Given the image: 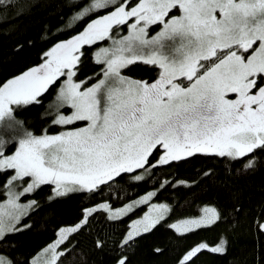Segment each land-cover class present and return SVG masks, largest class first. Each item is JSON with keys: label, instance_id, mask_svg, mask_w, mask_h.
Here are the masks:
<instances>
[{"label": "snow or ice", "instance_id": "snow-or-ice-1", "mask_svg": "<svg viewBox=\"0 0 264 264\" xmlns=\"http://www.w3.org/2000/svg\"><path fill=\"white\" fill-rule=\"evenodd\" d=\"M33 7L30 0H0L3 31H14L18 24L9 21ZM60 11L67 20L60 16L58 28L41 24L39 62L0 76V172L11 173L0 185L6 196L0 200V264H89L92 250L113 254L112 264H128L123 253L165 220L178 243L176 264H191L202 250L228 255L244 207V189L230 177L264 172V0H65ZM25 43L32 41L15 48ZM87 60L96 71L81 76ZM136 62L152 66L149 74H130ZM49 92L40 114L47 122L29 127L17 113L44 104ZM194 154L239 167H227L220 181L227 199L173 218L175 189L199 180L173 183L165 169ZM220 176L213 168L200 170V179ZM45 182L53 185L52 203L89 198L70 220L57 221L51 238L26 249L9 236L33 226L28 218L43 205L22 197H34ZM141 184L148 190L137 195ZM169 185L172 194L157 199ZM259 192L264 198V179ZM145 204L146 211L128 219ZM101 210L105 224L128 221L118 236H101L92 226ZM205 227L217 229L215 243L179 246L185 234ZM257 227L264 230V216ZM93 232V249H85L80 234Z\"/></svg>", "mask_w": 264, "mask_h": 264}, {"label": "trees", "instance_id": "trees-1", "mask_svg": "<svg viewBox=\"0 0 264 264\" xmlns=\"http://www.w3.org/2000/svg\"><path fill=\"white\" fill-rule=\"evenodd\" d=\"M34 5L31 9V14L21 16L18 21H9V23L18 24L14 31L4 32L3 29L8 25H0V76L14 69L20 68L31 62H39L37 59L38 52L44 48L41 43V37L44 33L41 31V24L51 23L53 28H58L57 21L60 16H65L60 11V6L65 0H30ZM57 15H52L53 13ZM67 20V16H65ZM78 30V29H77ZM56 38H63L61 36ZM24 41H32L31 45L24 44L22 49H16V43H23ZM98 47V43L96 45ZM92 49L89 46V52ZM150 65H145L142 62H136L130 68V74L139 75L143 72L148 75ZM89 70L96 71V66L92 61L87 60L82 69L81 76L87 75ZM154 71V69H153ZM79 78V77H78ZM52 93L49 92L44 96V104L39 106L33 105L31 107L25 106L23 112H18V116H23L28 121V126L31 128L42 129L44 121L41 123L40 114L43 112L45 105L51 98ZM53 131L59 128L52 129ZM11 150V149H9ZM233 169L239 167L238 164H229L224 160L215 158H206L204 154H194V158L186 160L183 164L173 166L171 169H165L170 176H174L175 181H197L194 187H178L175 189V195L179 198V203L173 209V218H179L184 215H198L199 208L204 202H210L213 198L219 197L221 201L227 199V190L222 186L220 181L227 167ZM213 168L221 173L220 177H208V179H200V170ZM10 172H0V185L3 184L7 175ZM164 178L161 177V180ZM233 183L237 186H242L243 193V211L241 212L236 227L231 234V244L228 255L216 254L211 250H202L198 255L192 259L191 264H231L233 260L240 261V264H259L260 257L264 256V230L257 227V222L264 216V198L261 197L259 186L261 180L264 179V172L258 171L253 177H240L239 179L231 178ZM171 185L160 193L157 199H163L166 195H171ZM141 191L137 195L142 194V191L148 190L144 184L139 185ZM52 184L45 182L39 186L34 193V197L25 195L26 199L35 198L40 202L41 206L37 211H33L28 219L33 223V226L27 231H21L18 235L9 236L10 240H14L21 244V247L26 249L36 248L43 244L53 235V228L56 226L58 220H70L75 206L82 200L88 199V195L70 196L67 200H56L52 203L48 198L51 196ZM113 193L115 189H111ZM4 190L0 189V200L6 199L3 194ZM97 196L100 193L96 194ZM105 199L108 197L105 196ZM128 199L134 197L128 196ZM95 199V198H93ZM98 202V201H97ZM113 206H118L115 203ZM231 207V203L228 204ZM146 205L139 206L138 210L134 212L133 216L128 219L140 215L145 210ZM107 219L106 212L97 211L92 217V226L96 228L101 236L107 232L111 235H119L118 229L127 225L126 219H121L120 224H105ZM27 223V220L24 221ZM169 221L165 220L164 224L156 228L150 233H142L140 238L131 247L128 252L123 253L128 256V264H176V260L180 259L177 255L178 243L172 235L171 231L166 230ZM85 229V233H87ZM85 233L80 234V242L85 249H93L92 237L96 235L95 232L91 236ZM218 233L216 228L205 227L200 231H194L191 234H185L179 246H187L193 243L206 242L213 244L217 241ZM160 248L162 251L159 254L154 252V249ZM89 264H112L113 254L108 251L92 250L88 257Z\"/></svg>", "mask_w": 264, "mask_h": 264}, {"label": "rangeland", "instance_id": "rangeland-1", "mask_svg": "<svg viewBox=\"0 0 264 264\" xmlns=\"http://www.w3.org/2000/svg\"><path fill=\"white\" fill-rule=\"evenodd\" d=\"M155 30H156L155 28L152 29V31H155ZM123 31H125V32L127 31V27H126V25L123 26ZM104 42H105L106 44L109 43V41H107V39H105ZM99 46H100V45H99V43H98V47H99ZM68 110H69V111L71 110V109H70V106L68 107ZM73 126H78V125H73ZM49 183H51V182H49ZM52 187H53V185H52ZM22 199H23V200H27V199L25 198V195L22 197ZM145 205H146V204H145ZM146 210H147V205H146L144 211H146ZM144 211H143V212H144ZM143 212H142V213H143ZM142 213H141V214H142ZM141 214H140V215H141Z\"/></svg>", "mask_w": 264, "mask_h": 264}, {"label": "bare ground", "instance_id": "bare-ground-1", "mask_svg": "<svg viewBox=\"0 0 264 264\" xmlns=\"http://www.w3.org/2000/svg\"><path fill=\"white\" fill-rule=\"evenodd\" d=\"M1 197V196H0Z\"/></svg>", "mask_w": 264, "mask_h": 264}]
</instances>
